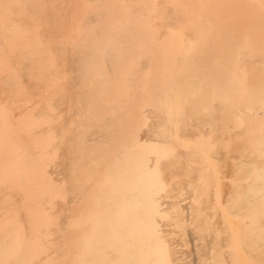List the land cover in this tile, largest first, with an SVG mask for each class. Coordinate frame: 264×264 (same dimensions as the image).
<instances>
[{
	"label": "bare ground",
	"instance_id": "1",
	"mask_svg": "<svg viewBox=\"0 0 264 264\" xmlns=\"http://www.w3.org/2000/svg\"><path fill=\"white\" fill-rule=\"evenodd\" d=\"M0 264H264V0H0Z\"/></svg>",
	"mask_w": 264,
	"mask_h": 264
}]
</instances>
